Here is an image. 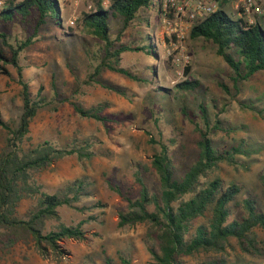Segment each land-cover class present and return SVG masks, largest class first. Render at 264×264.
Returning <instances> with one entry per match:
<instances>
[{"label":"rangeland","instance_id":"374dc122","mask_svg":"<svg viewBox=\"0 0 264 264\" xmlns=\"http://www.w3.org/2000/svg\"><path fill=\"white\" fill-rule=\"evenodd\" d=\"M59 1L63 3V0ZM68 1V6L62 8V23L66 24L67 19L76 14L75 25L63 26V29L50 23L40 26L38 34L45 36L36 37L33 44L20 53L23 76L33 95L39 86L43 87V93L50 95V83L54 79L59 90L71 100L86 108L101 104L104 106L102 112L113 121L103 124L93 118L81 117L69 102H65L57 110L41 109L36 113L24 145L34 146L44 140L58 146L72 140L89 138L95 141L92 149L96 155L91 159L80 160L74 154L65 156L35 174L42 190L49 193L59 192L67 181L77 177L90 178L91 195L78 202L87 209L62 206L59 220L46 223L47 229L61 223L67 226L80 223L84 238L62 239L59 244L65 254L59 258L43 257L32 240H19L5 253H0V264H105L106 257L112 259V264H123L120 256L126 257L131 264H155L144 242L147 224L119 226L118 211L126 209L124 196L135 198L139 194L140 187L134 179L136 170L140 171L150 191L159 188V175L151 161L159 152L160 143L167 146L175 177L197 157L199 135L194 124L181 112L184 105L196 121L200 120L201 103L210 121H221L227 131L216 130L210 134L215 144L225 147L242 144L236 163L221 162L209 177L219 176L225 184L237 183L240 186L238 199L248 196L263 206L264 70L235 85L232 70L217 55L216 45L200 37H188L186 48L191 60L186 66L189 71L186 73L185 67L183 73L187 78L197 79L200 87L195 90L177 88L176 84L183 79L175 74L168 54V38L161 31L159 13L153 5L140 8L121 36L124 42H142L148 36L155 44L156 59L140 51L121 54V65L138 72L144 80L134 81L109 70L101 74L102 80L125 87L128 97L99 83L85 84L83 80L91 70L84 52L85 41H89L92 51L99 46L97 39L81 28L84 7L79 5L75 9ZM4 5L0 4V8ZM225 13L233 19L229 8H225ZM121 24L120 19H110L112 37ZM33 26V20L16 19L0 28L10 34L9 39L14 36L21 39L33 32ZM260 26L264 30V20ZM63 32L70 34L65 36ZM3 51L7 55L10 53L7 47ZM67 61L71 62V68L67 67ZM0 66L7 71L0 69V111L4 121L12 125L21 112L20 84L11 63L0 58ZM219 82L226 84L228 90H224ZM159 87L168 88L169 92L163 94ZM6 136V130L0 126V153ZM150 137L156 143L150 142ZM108 183L118 186L121 194L110 189ZM33 207V199L23 198L17 207L18 216L24 217ZM241 213V208H236L235 214ZM206 214L209 216V211ZM205 221V217H200L194 224ZM254 232L255 249L243 250L236 239L230 238L223 254L201 250L182 258L186 264H200L207 257L223 255L226 264H264V231L256 226Z\"/></svg>","mask_w":264,"mask_h":264},{"label":"trees","instance_id":"16d2710c","mask_svg":"<svg viewBox=\"0 0 264 264\" xmlns=\"http://www.w3.org/2000/svg\"><path fill=\"white\" fill-rule=\"evenodd\" d=\"M154 1L113 0L107 9L97 6L94 11L83 13L81 28L96 38L99 46L92 51L89 41H85L84 52L91 68L83 80L85 84L99 83L128 97L125 87L102 80L101 74L109 70L134 81L144 80L138 72L121 65V54L140 51L156 59L155 44L148 36L142 42H124L121 36L137 11L142 7L153 6ZM4 4L0 8V26L16 19L23 22L33 20L34 26L33 32L21 39L16 36L9 39L10 34L0 28V58L16 68L22 102L18 120L12 125L4 121L0 111V126L7 133L4 149L0 153V253H5L19 240H32L43 257L52 255L59 258L65 254L59 242L64 238H84V230L80 223L69 226L61 223L49 229L46 223L59 220V208L62 206L87 209V206H80L78 202L91 195L92 181L87 176H80L67 181L59 192L49 193L42 190L35 174L65 156L74 154L80 160L91 159L96 155L92 149L95 141L89 138L72 140L64 146H58L44 140L25 147L29 125L39 110H57L65 102H69L81 117L93 118L103 124L113 119L102 112L104 106L101 104L86 108L71 100L59 90L54 79L50 83V95L43 93L42 86L33 95L29 82L23 76L20 53L32 45L36 37L43 38L44 35L38 34L40 26L50 23L63 29L62 8L68 6L69 1L63 0L61 4L59 0H4ZM110 19H120L122 23L114 37L110 33ZM68 34L63 32L65 36ZM189 37H200L216 45L217 55L232 70L235 85L247 80L255 72L264 70V30L260 24L243 27L237 20L218 10L193 25ZM5 47L10 50L9 55L3 51ZM66 65L71 68L70 61ZM0 69L7 72L3 66ZM185 71L187 73L189 67ZM219 85L228 90L226 84L219 82ZM176 86L182 90H195L200 87V83L197 79L186 77ZM158 90L163 94L169 92L164 87ZM199 108L200 120L196 121L185 105L181 107V112L194 124L199 135L195 160L185 167L180 176L175 177L167 146L160 143L159 152L151 161L159 175V188L150 191L140 171L136 170L134 179L140 187L139 194L135 198L124 196L126 209L118 211L119 226L147 224L144 242L155 264H186L183 256L201 250L223 254L230 238L236 239L241 249L252 250L256 248L254 228L259 226L264 231V201L263 206H260L256 199L248 196L238 199L240 186L237 183L225 184L219 176L209 177L221 162L235 164L242 144L229 147L215 144L210 134L227 129L222 127L219 119L210 121L202 103ZM149 141L156 143L152 137ZM262 178L264 180V174ZM108 184L110 189L121 194L118 186ZM23 198L33 199L34 207L27 215L19 217L17 207ZM236 208H241L239 216L235 214ZM208 211L209 216H206ZM200 217H205L206 221L195 225L194 222ZM225 258L223 255L207 257L200 264H226ZM120 259L123 264H131L126 257L120 256ZM111 261L110 257L105 258V264H112Z\"/></svg>","mask_w":264,"mask_h":264},{"label":"built area","instance_id":"2783aa9c","mask_svg":"<svg viewBox=\"0 0 264 264\" xmlns=\"http://www.w3.org/2000/svg\"><path fill=\"white\" fill-rule=\"evenodd\" d=\"M112 1L70 0L75 9L82 5L85 12L94 11L97 6L107 9ZM2 3L4 0H0V4ZM154 5L159 13L161 31L168 38V54L175 67V74L183 80L186 78L184 68L191 60L186 40L193 25L218 10L225 12V8L230 9L233 19L243 27L261 24L264 20V0H155ZM76 20L77 15L72 14L63 26L73 27Z\"/></svg>","mask_w":264,"mask_h":264},{"label":"crops","instance_id":"0c3cea01","mask_svg":"<svg viewBox=\"0 0 264 264\" xmlns=\"http://www.w3.org/2000/svg\"><path fill=\"white\" fill-rule=\"evenodd\" d=\"M53 27H54V26H53ZM56 28H57V27H56ZM43 35H44V34H43ZM44 36H45V35H44ZM44 36H43V37H44ZM38 37H39V36H38Z\"/></svg>","mask_w":264,"mask_h":264}]
</instances>
